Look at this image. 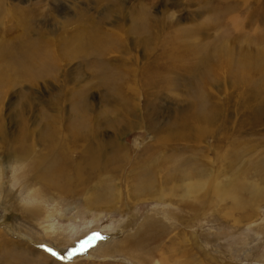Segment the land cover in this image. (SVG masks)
<instances>
[{
	"label": "rangeland",
	"instance_id": "374dc122",
	"mask_svg": "<svg viewBox=\"0 0 264 264\" xmlns=\"http://www.w3.org/2000/svg\"><path fill=\"white\" fill-rule=\"evenodd\" d=\"M0 76V264H264V0H0Z\"/></svg>",
	"mask_w": 264,
	"mask_h": 264
},
{
	"label": "bare ground",
	"instance_id": "6f19581e",
	"mask_svg": "<svg viewBox=\"0 0 264 264\" xmlns=\"http://www.w3.org/2000/svg\"><path fill=\"white\" fill-rule=\"evenodd\" d=\"M95 36L94 37H91L90 39H89V43L90 44H95L96 42H94V40H93V38L94 39H96V40H99L101 43H108L107 41H106V38L105 37H103L102 36V32L100 33V32H94L93 33ZM110 42V41H109ZM113 41L111 40V42L110 43H112ZM27 52V51H26ZM56 58V57H55ZM45 59V58H44ZM43 59V60H44ZM28 60V59H27ZM42 60V61H43ZM54 58H50V61H46V63H48V64H50V65H54ZM47 64V65H48ZM46 64H44L43 66L44 67H46L47 66ZM56 66H57V64H55ZM104 69V68H103ZM40 70V69H39ZM103 77H111V75L109 74V75H107V74H103ZM4 80H6L5 79V77L4 76H0V82H2V81H4ZM112 80V79H111ZM1 85H2V83H1ZM116 89H119V86L118 87H116ZM119 90H121V89H119ZM81 132V131H80ZM88 136V133L85 131V132H81L80 134H76V136H74V140H75V143L72 145V147H71V149L74 151L75 150V148H76V141L77 140H83V139H86V137ZM66 148V147H65ZM24 148H21L20 149V151H19V153L20 154H22V153H25L24 152V150H23ZM66 150V149H65ZM119 150V149H118ZM69 151H70V149H69ZM120 151V150H119ZM29 154V153H28ZM86 155H87V157H90V159L89 158H87L88 160H86L85 158H84V156H82L81 158L82 159H85L84 160V162L82 163V164H78L76 161V159H73V160H71L70 158H69V156L65 153V154H63V156L61 155V157H60V159H58V158H55V157H53V158H55V159H57V161L55 160V159H51L53 162H55V163H52L51 164V166L50 167H48L45 171V173H43V174H40L39 176H40V178L41 179H43L46 175H47V180H45L44 179V181H43V183H42V185L41 186H43V187H45V188H50V186H53V185H55V184H57V179H58V181L61 179V177H63L64 176V168H66V169H68V168H70V174H72V176L73 177H70V178H72V179H74L77 183H81L82 182V179H83V176H84V173H85V169L87 168V169H89L90 167H95L96 166V164H97V162H98V160H95L94 158H95V156H94V154H92L91 152H90V149H88L87 151H86ZM20 158V157H19ZM67 158H69V159H67ZM21 159H23V158H21ZM24 160V159H23ZM44 162V161H43ZM86 162V163H85ZM17 163H19V164H21L22 162L20 161V159H17L16 160V164ZM48 165V164H47ZM68 167V168H67ZM69 170V169H68ZM61 176V177H60ZM69 178V175H67V179ZM54 179V180H53ZM74 181V182H75ZM45 182V183H44ZM150 184V183H149ZM191 188L192 189H195L196 188V185H191ZM39 191V190H38ZM33 192V194H32V196H37V195H39L38 194V192L37 191H35V190H33L32 191ZM31 196V195H30ZM40 196V195H39ZM31 198V197H30ZM32 199H34L33 197H32ZM36 215V214H35ZM52 215V214H51ZM48 217H50V215H48V216H46V218H48ZM151 227V226H150ZM48 229H51V226H48V227H46V230H48ZM152 230V229H151ZM150 230V231H151ZM51 231V230H50ZM153 231V230H152ZM142 240V239H141ZM9 250V249H8ZM9 251H11V250H9ZM34 255V254H33ZM10 257V256H9ZM43 259H44V261H45V263H48V260H47V258H46V256H41ZM142 260V259H141ZM36 261V260H35ZM26 264H27V262H26Z\"/></svg>",
	"mask_w": 264,
	"mask_h": 264
},
{
	"label": "snow or ice",
	"instance_id": "6c2138e0",
	"mask_svg": "<svg viewBox=\"0 0 264 264\" xmlns=\"http://www.w3.org/2000/svg\"><path fill=\"white\" fill-rule=\"evenodd\" d=\"M48 251H51V250H48ZM52 255H54V256H55L56 254H55V253H52Z\"/></svg>",
	"mask_w": 264,
	"mask_h": 264
}]
</instances>
